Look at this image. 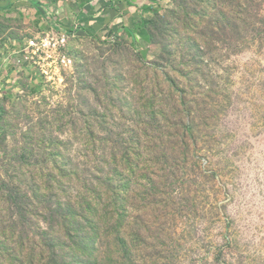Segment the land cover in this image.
Here are the masks:
<instances>
[{
    "label": "rangeland",
    "instance_id": "rangeland-1",
    "mask_svg": "<svg viewBox=\"0 0 264 264\" xmlns=\"http://www.w3.org/2000/svg\"><path fill=\"white\" fill-rule=\"evenodd\" d=\"M63 1L0 22L73 60L0 93V264H264V0Z\"/></svg>",
    "mask_w": 264,
    "mask_h": 264
},
{
    "label": "crops",
    "instance_id": "crops-1",
    "mask_svg": "<svg viewBox=\"0 0 264 264\" xmlns=\"http://www.w3.org/2000/svg\"><path fill=\"white\" fill-rule=\"evenodd\" d=\"M65 1L59 0L53 7V10L43 1V0H7L6 2H0V22H9L11 16L18 15L20 18H24L25 24L29 25V33H37L41 29H46L49 25V20L51 17L57 19L63 15V11L69 12L67 8L64 7ZM121 7V6H119ZM86 8L90 9L91 15H97L95 11V5L93 3L86 4ZM83 14V13H82ZM27 16V17H26ZM85 18L83 20L88 24L89 28H95L94 25H102L105 22H100L101 15ZM104 20V17H102ZM80 22L81 17H79ZM78 25H76L77 27ZM70 30L73 32L74 28ZM102 26L100 27V29ZM99 29V28H98ZM99 29V30H100ZM11 29L6 32L0 30V93H7L8 95L19 94L20 92L26 90L29 87L26 82L39 79V74L31 67H24L25 61L23 56L24 48L27 44L28 38L33 36L29 35L28 38L25 36H14ZM103 30V29H102ZM23 67V69H21ZM21 69V70H20ZM18 70L20 74L18 75ZM20 79V80H19ZM32 84V83H31Z\"/></svg>",
    "mask_w": 264,
    "mask_h": 264
},
{
    "label": "built area",
    "instance_id": "built-area-1",
    "mask_svg": "<svg viewBox=\"0 0 264 264\" xmlns=\"http://www.w3.org/2000/svg\"><path fill=\"white\" fill-rule=\"evenodd\" d=\"M69 37L70 33L67 32L60 35H43L28 40L23 51L25 61L39 65V72L45 76H48V71L45 68L51 64V61L52 64H60L65 68L73 67V60L62 53V49L67 46Z\"/></svg>",
    "mask_w": 264,
    "mask_h": 264
},
{
    "label": "trees",
    "instance_id": "trees-1",
    "mask_svg": "<svg viewBox=\"0 0 264 264\" xmlns=\"http://www.w3.org/2000/svg\"><path fill=\"white\" fill-rule=\"evenodd\" d=\"M145 1H151V0H145ZM152 3V1H151ZM118 4L119 6L122 7L123 4H128V6L130 7H136L135 5V0H119L118 1ZM152 11V7L149 6V5H146L143 9V12L147 13V12H151ZM92 17L94 16H97V15H91ZM86 17H81V21L83 22V20H85ZM87 20V19H86ZM131 20L136 21L134 18H132ZM87 23V22H86ZM89 23V22H88ZM103 25V24H102ZM101 24L100 25H94L95 28L93 29H88L87 31H89L90 33H93V30L94 31H97L98 28L100 29V27L102 26ZM127 32H128V35L129 36H133V38L136 40V42H143V41H150L151 40V35L150 33L143 27H140V26H137V24H133L132 27H129L128 29L126 28Z\"/></svg>",
    "mask_w": 264,
    "mask_h": 264
}]
</instances>
